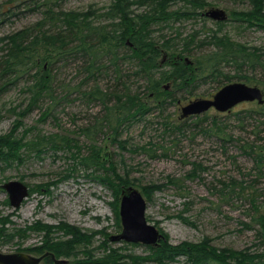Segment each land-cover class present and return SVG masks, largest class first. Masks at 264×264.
<instances>
[{
    "label": "rangeland",
    "instance_id": "obj_1",
    "mask_svg": "<svg viewBox=\"0 0 264 264\" xmlns=\"http://www.w3.org/2000/svg\"><path fill=\"white\" fill-rule=\"evenodd\" d=\"M21 1L0 0V5L12 7L16 15L0 24V39L42 20L43 15L39 11L25 12ZM109 3L110 0H66L60 8L87 11L91 6L104 9ZM256 3L262 7L260 14ZM202 4V14L211 9H222L227 18L218 22L198 15L173 23V28L162 30L159 25L154 26V39L161 45L170 41L169 45L175 48L164 51L162 62L171 54L179 56L186 39V42L195 39L192 44L195 54H208L212 49L206 47V42H211L217 35L251 51L264 52V27L261 26L264 19L260 16L264 15V0H202ZM187 8L184 2H179L171 10ZM134 9L137 14L147 10L145 7ZM190 59L186 58L187 62ZM224 71L231 76L241 74L234 67ZM53 72L56 84L62 82L60 85L63 87L70 85L72 88L84 80L75 63L58 65ZM245 74L256 76L251 72ZM238 80L233 78L231 83H246ZM110 81L101 80L103 84ZM131 84L136 91L143 82L133 79ZM246 84L259 87L253 83ZM165 85V91H170L178 102L168 100L159 106L155 96L142 94L150 108L149 113L121 126L119 139L127 141L126 149L113 142L112 132L103 135L99 128L95 130L93 138L96 142L93 144L101 149L103 159L114 161L120 174L129 175L133 181L132 187L141 193L143 186H162L150 199L142 195L148 203L147 219L156 226L164 240L172 245H180L198 243L208 237L218 248L242 250L253 246L257 242L259 226L252 222L254 210L251 199L255 197L259 203L264 201V173L254 170L253 161L243 153L241 146L255 138L252 131L260 132L263 139L260 143L264 142V126L257 129L259 123L247 117V110L257 102H244L224 113L211 109L202 114L201 119H188V126L179 130L174 126L183 123L180 118L182 106L196 99H212L219 90L218 83L211 79L199 80L184 89H178L172 82ZM26 86L24 80H20L0 92V136L9 134L14 128L16 134H22L26 129L32 130L29 139L36 131L45 135L65 132L78 141L85 153L90 142L81 130L90 127L105 112L95 104L84 102L78 92L69 89L67 94L57 88L60 103L57 101L45 121L40 119L42 111L51 103L49 100L40 102L39 108H33L22 116L30 107L31 100ZM86 88L83 87V90ZM189 90L193 91L191 96L187 94ZM141 91L143 93L144 89ZM168 122L174 126L167 129L165 125ZM214 122H217L218 128L213 126ZM37 154H28L21 164H0V219L11 220L6 226L0 224V252H24L35 258L44 256L39 264H48L47 253L38 250L45 240L67 243L71 237L55 229L46 238L44 232L29 227L67 224L91 236L90 243L73 247V255L58 258L56 264H92L97 259H103L111 249L123 255L125 261L130 256L149 255L147 245L111 240L112 236L120 235L123 229L120 217L122 192L117 196L84 172L56 186L54 183L66 175L71 164L67 158L70 155L62 152L57 155L53 152L41 156ZM196 167L198 176L190 178V173ZM169 179L176 180V184H169ZM9 180L23 181L30 188L29 197L19 209H13L7 203L8 194L1 188ZM233 181L243 183L245 188L235 192H231L230 187L224 188V184ZM245 224L251 227H245ZM174 264H186V260L180 258Z\"/></svg>",
    "mask_w": 264,
    "mask_h": 264
},
{
    "label": "trees",
    "instance_id": "obj_2",
    "mask_svg": "<svg viewBox=\"0 0 264 264\" xmlns=\"http://www.w3.org/2000/svg\"><path fill=\"white\" fill-rule=\"evenodd\" d=\"M65 1H21L25 12L39 11L43 18L0 39V92L24 80L27 90L31 93V100L30 107L21 114L22 116L33 108H39L40 102H51L42 111L40 121L48 118L57 101L60 103L56 94L57 88L66 93L69 89L78 92L84 102L99 106L105 114L101 117L99 115L94 124L81 130L90 142L85 153L78 141L68 133L45 135L36 131L29 139L28 135L32 130L26 129L24 133L16 134L14 128L9 134L0 136V164H21L30 153H38L37 155L41 156L48 152L55 155L62 152L70 155L67 158L71 164L66 170V175L54 183L56 186L66 179L77 177L79 172H84L87 177L98 181L118 196L124 189L133 186V181L128 174H120L114 161L103 159L101 149H97L93 144L96 142L93 136L98 128L103 135L109 134L110 131L113 142L126 149L127 141L119 139L121 126L133 118H142L149 113L150 108L147 107L142 94L155 96V101L161 106L168 100L178 102L170 91H165V84L168 82H172L178 89H184L199 80L211 79L217 81L220 89L230 84L233 78L259 85L264 92V52L251 51L219 35L211 42H206V47L212 49L208 54H195L192 48L195 39L191 42H186V39L179 56L171 54L162 62L164 51L175 48L169 45L170 41L159 44L153 37V27L159 25L164 30L173 28V23L180 20L198 15L204 17L200 11L203 7L202 0H110L104 9L91 6L87 11L63 10L60 5ZM179 2H184L189 8L171 10V7ZM134 7H145L147 10L137 14ZM257 8L260 12L256 13L260 14L262 7L259 3ZM13 16L16 15L12 7L4 8L0 5V24ZM260 16L264 19V15ZM261 26L264 27L263 24ZM197 46L202 47L203 44ZM186 58L192 59L187 62ZM68 63H75L79 74L84 78L83 82L72 88L70 85L61 86L62 82L56 84V75L53 72V68ZM228 67H234L241 74L231 76L224 73ZM245 72L255 73L256 76ZM103 79L111 81L103 84ZM133 79L143 82L136 91L132 89ZM83 87L87 88L83 90ZM141 89H144L143 93ZM187 94L191 96L193 91L189 90ZM247 112L248 118L259 123L257 129L264 126V104H254ZM200 116H180L183 123L174 126L168 122L165 126L169 129L172 125L181 130L182 127L184 129L188 126V119L195 117L198 120L201 119ZM214 125L218 128L217 122H214ZM252 132L255 138L246 141L241 149L253 161L254 170L263 174L264 142L260 143L263 140L260 132ZM229 138L231 139L230 136ZM197 169L198 167L193 169L190 178L198 176ZM170 183L176 184V180L169 179ZM229 187L231 192L245 188L244 184L238 181L224 184V188ZM161 189L162 186L156 184L141 187L142 193L148 199ZM251 203L254 210L252 222L259 226L257 242L251 247L242 250L218 248L208 237L198 243L180 245H172L168 240H162L157 246H148V256H130L125 261L126 258L117 250L109 249V254L92 264H174L180 258H185L186 264H264V201L259 203L253 197ZM9 223V219H0L3 226ZM245 227L251 226L245 224ZM29 228L44 232L46 238L55 229L71 237L67 243L45 240L38 250L47 253L48 264H56V260L61 257L69 258L73 255V247L90 243L91 239V236L67 224H60L59 227L38 224Z\"/></svg>",
    "mask_w": 264,
    "mask_h": 264
},
{
    "label": "water",
    "instance_id": "obj_3",
    "mask_svg": "<svg viewBox=\"0 0 264 264\" xmlns=\"http://www.w3.org/2000/svg\"><path fill=\"white\" fill-rule=\"evenodd\" d=\"M214 21H224L227 16L222 9H211L203 13ZM244 102L264 104V92L258 86L243 82H233L220 88L212 99H196L181 108V118L198 116L211 109L217 112H229L235 106ZM8 194V200L13 209H19L30 195L29 186L20 180H9L1 185ZM148 203L142 193L130 186L122 191L120 202V217L122 233L112 236L115 242L140 243L147 246H157L164 236L151 224L146 216ZM42 257H32L24 252H0V264H39Z\"/></svg>",
    "mask_w": 264,
    "mask_h": 264
}]
</instances>
